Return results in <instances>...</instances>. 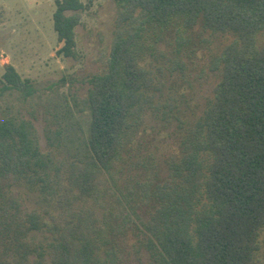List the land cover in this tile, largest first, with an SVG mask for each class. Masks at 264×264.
Segmentation results:
<instances>
[{"label":"trees","instance_id":"16d2710c","mask_svg":"<svg viewBox=\"0 0 264 264\" xmlns=\"http://www.w3.org/2000/svg\"><path fill=\"white\" fill-rule=\"evenodd\" d=\"M114 40L88 95L51 84L41 99L11 64L0 76V264H124L140 240L148 264H258L264 232V0H116ZM88 6L56 0L58 55L79 58ZM175 35L177 48L161 47ZM209 61L212 96L188 123L166 169L152 156L122 164L149 113L170 120L165 92L187 62ZM173 84V83H172ZM68 87L67 92L62 91ZM85 118V123L80 118ZM20 189L39 195L30 209Z\"/></svg>","mask_w":264,"mask_h":264},{"label":"rangeland","instance_id":"374dc122","mask_svg":"<svg viewBox=\"0 0 264 264\" xmlns=\"http://www.w3.org/2000/svg\"><path fill=\"white\" fill-rule=\"evenodd\" d=\"M55 1L0 0V76L5 72L4 66L11 64L38 88L41 99L32 101L33 106L27 104L23 112L27 118L32 113L38 116L36 126L43 150H46L45 118L47 111L52 110L47 105L53 97L48 87L66 77L73 94L81 98L88 95L90 85L87 80L106 69L118 11L116 0H81L88 9L82 12L81 24L76 29L79 58L74 60L58 55L62 44L54 29ZM161 47L171 54L177 48L175 35H165ZM173 80L165 92L177 90L178 110L169 121L152 113L147 115L132 150L125 154L122 185L129 175L141 170L136 167L138 160L152 156L166 169V160L181 153L180 142L188 123L202 115L207 99L212 96L214 76L206 58L197 59L195 64L187 62L184 74L178 71ZM67 90L68 87L62 89ZM78 118L85 123L86 117ZM20 190L30 209L40 207L38 194ZM261 245L258 264H264V232ZM124 247V264H148V254L140 240L130 237Z\"/></svg>","mask_w":264,"mask_h":264}]
</instances>
